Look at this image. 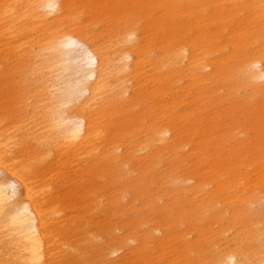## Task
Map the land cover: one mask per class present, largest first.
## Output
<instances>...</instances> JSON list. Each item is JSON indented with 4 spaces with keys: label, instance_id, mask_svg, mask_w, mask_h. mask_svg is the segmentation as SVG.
<instances>
[{
    "label": "bare ground",
    "instance_id": "bare-ground-1",
    "mask_svg": "<svg viewBox=\"0 0 264 264\" xmlns=\"http://www.w3.org/2000/svg\"><path fill=\"white\" fill-rule=\"evenodd\" d=\"M179 1L101 38L80 0H0V264H264V0ZM172 91L237 131L206 179Z\"/></svg>",
    "mask_w": 264,
    "mask_h": 264
},
{
    "label": "rangeland",
    "instance_id": "rangeland-1",
    "mask_svg": "<svg viewBox=\"0 0 264 264\" xmlns=\"http://www.w3.org/2000/svg\"><path fill=\"white\" fill-rule=\"evenodd\" d=\"M163 1L164 2L161 6L156 7L154 6L153 2L149 1L147 4L135 5L132 3H127L123 6V0H95V2H90L89 0H80V3H77L80 7L78 16L81 17L82 22L89 20V22L94 23V25L91 26L93 28H90V31L95 34H102L101 38L109 36V34H112L117 29H120L121 32L122 30L128 28L129 25H136V27L139 29L140 27L148 24L155 28L156 22L165 25L169 23L180 24L185 21L182 18L178 19L176 17V15L179 13H185V6L181 4L179 0ZM166 11H168L169 14L165 13ZM144 84L150 86L147 80L144 82ZM7 94L8 96H5L3 98L4 100H11L15 98L12 89L7 91ZM172 96L175 97L173 91L171 92V95H166L167 104L163 107L165 109L166 115H168L171 119H174L173 124L175 125L177 131L180 132L185 138H193V143H196L197 147L199 148V153L197 155L188 156L190 161L188 162L187 170H192L194 174H198L206 179L211 174L209 170L213 169L210 166L211 157L215 155L213 158H215L216 166L219 167L225 150L231 149L235 144L237 131H231L230 127L227 129H222L221 127H225L222 124L223 119L217 118L213 119V123L210 122L211 120L209 117L213 116L212 111H210L209 108H197L199 103H195L194 97L191 93L185 94L179 91L178 98H173ZM220 97L221 96L217 94L215 96V98ZM149 108L151 111H153V113H148L147 111L148 117L153 119L156 113L159 116L157 104H155L154 101H149ZM136 110H139L137 113L141 112L140 107H137ZM190 111H192V117H188V115H190ZM203 118L207 120V123L199 125L197 120ZM122 119L123 118L120 120ZM153 121L154 119L152 122ZM126 124L128 125L129 123ZM222 130L225 131V134L221 132ZM174 139L176 141V138ZM223 147H225V149L223 152H221L220 148ZM193 150V144H189L188 147L183 149L182 153L189 154ZM218 155H222V158L219 159L217 157ZM216 158H218L220 161L217 162ZM240 168L241 167L239 166L237 169L239 170ZM253 168L254 166H252L249 171L253 170ZM220 172L221 169H218L214 171V174L217 176ZM54 185L55 188L52 190L53 192H56L57 190L64 191V189H71V184L61 186L60 183L56 181ZM152 187H154V185L150 186V188ZM80 199L81 198L64 196L60 199V205L66 208V210H75L73 212L75 214L79 211V204L82 202ZM188 206L190 207V205ZM108 224L109 223L105 224L104 227H108ZM172 229H174V227H172ZM115 235H121V232L115 231Z\"/></svg>",
    "mask_w": 264,
    "mask_h": 264
}]
</instances>
